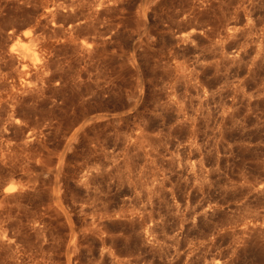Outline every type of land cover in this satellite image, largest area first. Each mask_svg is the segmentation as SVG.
Here are the masks:
<instances>
[{
  "label": "rangeland",
  "instance_id": "obj_1",
  "mask_svg": "<svg viewBox=\"0 0 264 264\" xmlns=\"http://www.w3.org/2000/svg\"><path fill=\"white\" fill-rule=\"evenodd\" d=\"M0 264H264V0H0Z\"/></svg>",
  "mask_w": 264,
  "mask_h": 264
},
{
  "label": "bare ground",
  "instance_id": "obj_2",
  "mask_svg": "<svg viewBox=\"0 0 264 264\" xmlns=\"http://www.w3.org/2000/svg\"><path fill=\"white\" fill-rule=\"evenodd\" d=\"M10 190H12V188H11ZM10 190H9V191H10Z\"/></svg>",
  "mask_w": 264,
  "mask_h": 264
}]
</instances>
